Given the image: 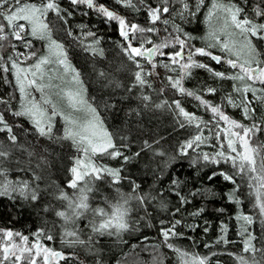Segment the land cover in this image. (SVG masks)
Segmentation results:
<instances>
[{
    "label": "trees",
    "instance_id": "obj_1",
    "mask_svg": "<svg viewBox=\"0 0 264 264\" xmlns=\"http://www.w3.org/2000/svg\"><path fill=\"white\" fill-rule=\"evenodd\" d=\"M95 1L133 24L151 26L154 33L145 40L153 46L174 42L180 47L178 41H185L184 58L192 53L194 64L184 68L166 57L150 62L134 55L120 34L118 20L87 4L20 0L21 5L41 8L49 2L56 5L44 12L51 40L62 45L119 155L97 160L106 172L89 185V210L78 217L72 209L68 212V201L75 199L69 183L78 153L66 136L64 117L47 111L53 119L46 121V134H41L32 119L17 115L32 102L24 103L21 96L13 67L16 53L27 50L21 45L26 42L34 53L32 60L39 61L47 41L31 35L30 29L22 33V42L17 41L14 29L0 19L7 36L0 41V151L5 153L0 156V239L10 231L31 242L38 240L63 252L65 264H126L128 259L131 264H184L193 257L204 259L205 264H241V257L248 264H264V211L260 207L264 187L253 180L247 166L244 172L238 171L239 160L234 167L218 155L221 151L228 156L236 153L228 147L233 137L227 126L212 112L215 107L229 120L253 128L255 134L249 136L253 147L264 144V84L232 79L242 75L239 65L248 59L222 50L221 44H232L227 38L219 36L218 44L210 36L213 16L209 21V12L214 0ZM223 2L241 9L239 20L248 15L253 24H264V0ZM159 5L169 11L151 24L149 11ZM258 10L262 14L257 15ZM249 37L262 67L264 39ZM141 43L147 44L135 42ZM196 49L210 55L197 54ZM212 56L221 59L217 62ZM47 92L44 87V97ZM29 99L46 106L45 99L36 94ZM197 135L201 140L185 147ZM205 154L209 159H204ZM262 157L264 149L256 156L257 170ZM64 195L69 199H63ZM114 205L127 210V228L95 230L93 225L101 217L94 216L92 209L103 208L110 214ZM61 212L68 218L61 217ZM168 229L175 235L170 233L165 240L162 230ZM246 245L255 251L245 252ZM182 253L187 255L182 257Z\"/></svg>",
    "mask_w": 264,
    "mask_h": 264
},
{
    "label": "snow or ice",
    "instance_id": "obj_2",
    "mask_svg": "<svg viewBox=\"0 0 264 264\" xmlns=\"http://www.w3.org/2000/svg\"><path fill=\"white\" fill-rule=\"evenodd\" d=\"M71 2L73 4H77V3H86L89 7H94L92 0H71ZM126 2H128V0H126ZM202 3V0H201ZM56 5L49 2L46 5L43 6V8L41 7H37L35 4H24L21 5L20 4V0H12V2H10V0H0V19L7 21V25L9 27H11L12 29H14V31L12 32V35L17 39V40H21L23 39L21 33L24 32L25 30V24H19L16 23L19 20H23L26 21L27 24L30 26V34L33 36H37L39 35V38L44 39L47 38L50 41L49 44V53L50 54H54L57 56L58 59V63L64 65L65 70H68V68L70 67L67 62H66V57L64 59H59V57L64 56L63 50H62V45H60L59 43H57L54 40H51V35L50 32L48 31V26L47 24L43 23L41 16L43 15L44 12H46L48 9H53L55 8ZM199 7V5L197 6ZM185 8H187V5H185ZM218 10H223L225 13L228 14V16L230 17V23L232 25L235 26L236 29H239L241 33H247L250 34L251 36H256L260 39H264V24L261 25H256L253 24L252 21L244 19V20H239L238 19V15L241 11L240 8H237L233 5L230 4H225L223 2V0H214L213 4H212V10L209 12V18H211L213 15H215V13ZM100 11L107 16L109 19H115L118 20L120 28H121V35L124 36L126 39L128 37V33L126 31H124L126 24L125 21L123 19H121L118 16H115L113 12L108 11L105 8H101ZM169 11L167 6H164L162 9L161 8H155V9H150L149 11V16L152 19L153 22H155L156 19L159 18V14L161 12L163 13H167ZM262 14L259 10L257 11V15ZM165 23H167V21H165ZM229 23V20L226 18L225 19V27H227ZM131 27V31L133 33H136L137 31L140 32H144V31H154V29H138V26L133 24L130 26ZM258 29L260 30L258 32ZM221 31H223V29H221ZM5 32V25L3 23H0V41H3L7 38V36L4 34ZM210 36L216 40V42L219 44L220 41L217 37V33L216 31H212L210 32ZM229 37L231 39V35L229 34ZM180 44V50H178L177 52H175L172 56L171 59L173 60V63L178 62L177 58H183V48H184V44L185 41L183 40H179L178 41ZM167 42L161 44L159 47L160 48H164L167 47ZM246 48H248L250 50V58L248 60H245V62L241 65H239L240 69H241V73L242 75H238V76H234L232 77V79H239V80H244L245 78H247L248 80L251 81H259L261 84H264V67H260V63L261 61L256 59V55H255V48L251 45V41L248 38V36H245V45ZM235 47L234 44L230 43H223L221 44V48L222 50L231 52L232 48ZM57 50V51H53V50ZM131 51L135 54V55H142L143 53L141 52L140 49L138 48H132ZM195 52L197 54L200 55H210V53L205 52L204 49H196ZM154 54V53H153ZM192 53L189 54V58H191ZM238 55V54H237ZM213 60H216L217 62L220 61V57L219 56H212ZM50 59L49 57H43L39 60V62L35 65V68L37 69V71L40 73L39 75V79H43L44 78V72L42 70V65L48 64L50 63ZM233 68L237 67V64L235 61L229 60L227 61ZM255 63L257 66L256 67H252L251 65ZM245 65H248L247 67ZM198 67H204V65H197ZM13 67H17V65L13 64ZM182 67L184 68H188L190 67L189 64H184L182 65ZM22 71H31V69L25 70V69H18V75H17V80L19 81V72ZM33 77H36V73L33 72L32 73ZM78 75V74H77ZM216 75L218 76H222V73H216ZM136 79L139 80L141 83H143L144 81L141 80V77L139 74H137ZM30 84L32 85H36L37 86V90L43 92L44 87H46L47 85H37V80L34 78L32 80L29 81ZM176 84H179V81L176 82ZM21 92H24V86L23 84H21L20 87ZM181 91H183V89H181ZM245 92L248 91L247 88L244 89ZM191 94V93H189ZM66 97L69 103V106L73 109H76L78 105H82L85 102L83 101V99L80 97L79 92L73 93V92H68L66 93ZM44 104L50 105L52 108V115L57 114V108L56 105L49 99H45L44 100ZM179 106V105H177ZM93 119L89 120L87 123L85 124H77L76 121L72 120L70 116H65L64 119L66 120V122L73 126L70 127L67 132H66V136H68L69 138H71L73 140L74 143H78V144H86L87 146L83 148V152L85 153V155H87V153L89 152V149L91 150V152L93 154L97 153V152H104L107 151V149L109 147H113L114 145L111 142V137L110 135L102 129V125H98V118L96 117L95 114V109H90ZM247 112V110H245ZM181 112H183V109H181ZM212 112L219 114L220 118L226 122H228L232 127L234 128H240L242 129V132H232L231 135L234 137H237L239 139V142L241 144L242 147V151H238L236 146H235V141L232 139L228 140V147L231 149L232 152L236 153V156H228L226 155L224 152H219L218 155L222 158H224V160L227 161H231L233 166H237V160H239V165H238V171L239 172H244L245 170V165L248 166L249 171L256 173L257 172V160H256V156L260 154L261 150L264 149V144H258L257 146L253 147L250 144V139L249 136L250 134L254 135V129L253 128H247L244 127L241 124L236 123L235 121H230L229 118L227 116H224L222 113L219 112V109L213 107L212 108ZM186 117H188L190 120L194 119V117H189L188 113H183ZM17 115H26L28 116L30 119L33 120L34 124L36 125L37 129L39 130V132L41 134H46L45 133V121H50L51 120V116H49L47 110L42 107L40 104H37L35 102H33L30 106H26L24 108V110L20 113H17ZM3 122V117L0 116V123ZM79 128V131H74L73 128ZM197 127H199V124H197ZM47 129L48 131L51 130V124L48 123L47 124ZM9 131H11V129H8ZM12 140H15V137H11ZM201 140V136L197 135L194 139V141H190L185 147H192V144L196 141H200ZM5 155L4 152L0 151V156ZM112 155H119V153H113ZM204 159L207 160L209 159V157L207 156V154H205ZM77 165L81 164L80 160H77ZM111 172V170H109ZM71 172L74 174V179H72L69 183V187L72 189H76L78 192V195L75 197V199L69 200V204L68 207L70 209H72V213L73 216H80L82 215L81 210L84 211H88L89 210V205L87 203L88 197H87V192L90 191V187L89 185L91 184V181H87L85 182L83 187H79L78 186V182L84 181L85 177H89L92 176L93 178H98V174H99V170L97 168H95L94 166H92L89 170L88 166H85V170L83 171H79L77 167H73L71 169ZM260 175H257L255 177H253L254 179H257L261 182V187H264V157L261 158V167H260ZM111 174L113 176H116L117 173L111 172ZM225 179H231V177L229 176H225ZM5 189H7L8 185L4 186ZM21 194H24L23 189H21ZM33 198H35V196L33 195ZM63 199L68 200L69 198L64 195L62 196ZM261 210L264 211V204H261ZM122 209V206H116V210L109 214L107 212H105V210L103 208H96V209H92L93 215L94 216H99L101 217V220L94 224L93 227L95 230H104V229H109V228H116L117 230H123L127 228V223L124 219V216L126 215L127 210L126 209ZM59 215L61 217H66V213L61 212L59 213ZM68 217H66L67 219ZM245 220H249L250 219L248 217H244ZM170 233L172 235H175L174 232H172L171 229L168 230H162V235L164 236L165 240H167L169 238ZM5 235L10 239L12 237V232H6ZM68 235H74V233L69 232ZM49 239H51V237H48ZM21 239H23L25 242H27V237H21ZM13 248L18 247L17 245H13ZM34 247L39 248V245H35ZM171 247V246H170ZM255 251L254 248H250L249 245H246L244 248L245 252L248 251ZM24 251H28L31 252L30 248H25L21 250V255L19 256H15V253H13L11 251L10 248L5 247L3 249L4 252V258L8 259V257L10 255L15 256V259L21 260L23 258V252ZM45 251L47 252V249H45ZM179 251V250H177ZM51 255L57 257V258H62L60 253L57 252H53L51 253ZM186 253H182L181 256H186ZM45 260L48 259L47 256L44 257ZM241 264H248V261L245 260L243 257L240 258ZM29 264H36L35 259H29ZM184 264H188L187 261L184 262ZM191 264H205L204 259H199L196 257L192 258ZM254 264H256V262H254Z\"/></svg>",
    "mask_w": 264,
    "mask_h": 264
},
{
    "label": "rangeland",
    "instance_id": "obj_3",
    "mask_svg": "<svg viewBox=\"0 0 264 264\" xmlns=\"http://www.w3.org/2000/svg\"><path fill=\"white\" fill-rule=\"evenodd\" d=\"M92 3H93L95 8L98 9L100 7H104L108 11H112L115 16H118V17H120L121 19H123L125 21L126 27H125L124 31H126L128 33V37H127V39L124 36H122V37L128 42V48H129L130 52H132L131 51L132 48H138L143 53L142 56L144 58L148 59L150 62H152L154 60L157 61L159 58H164V57L168 58L169 60H171L173 62V60L171 59V56L175 52L180 50L179 45L176 46V43L170 42V43H167L168 46L164 47V48H160L159 45L158 46L157 45L153 46L152 44H150L151 43L150 41L146 42V40H145L146 38H148L147 35L154 33L153 31H144V32L137 31L136 33H133L131 31V27H130L131 25H133V23H131V21L128 20V18L123 17L118 12H114L112 9H109L107 6H104V5L100 6L95 0H92ZM84 4L86 5V3H84ZM156 8H161L162 9L163 7L159 5ZM165 14L166 13L161 12L159 14V18L156 19L155 22L160 20L162 18V16L165 15ZM149 18H150V16H149ZM226 18L229 20V23H228L227 27H225V19ZM41 19H42L43 23H45V21H44V13L41 16ZM210 19L211 18H209V21H210ZM246 19H248V15L246 16ZM240 20H244V19H240ZM155 22H153L152 19L150 18V23L151 24L155 23ZM16 23L25 24L24 32H26V30L30 29V26L27 24L26 21L19 20ZM118 24H119V22H118ZM135 25H137V24H135ZM137 26H138V29H149L151 27V26L150 27H145V26H140V25H137ZM212 26H213V28H212L213 31L215 30L216 33H217V37L220 36L221 38H227L228 41H231L232 44L235 45V47H233L232 52L235 51L236 54L244 55L245 59H249L250 58V55L248 54V51H246V49H248V48H246L244 46L245 45V36H248V38H250L249 37L250 34L241 33L239 29H237V31H235V30L233 31L232 28H233L234 25H232L230 23V17L228 16L227 13H225L223 10H219L217 13H215V15H213V19H212ZM221 29H223V31H221ZM119 30H120V34H121L120 25H119ZM229 34L231 35V39L229 37ZM21 35H22V33H21ZM37 36H39V35H37ZM44 39L47 42L45 44L46 48H45L44 54L41 56V58L49 57L51 62L41 66L42 70L44 72V78L42 80L39 79L40 73L35 68V65L39 61L32 60L33 57H34V53L31 50V48L26 44V42H23V44L21 43V45L22 46L25 45V47H26L25 49H27V50L26 51H23V50L17 51V53H16L17 62H14L15 65H17V67H15L16 79H17V75H18V69H25V70L31 69V71L19 72V78L20 79H19V81L17 80L19 82V86L20 87H21V84H23V86H24V92L22 93L21 90H20L23 102L24 101L27 102L28 100H29V102H32V103L35 102L34 100L29 99V96L31 94H36L39 98L49 99L56 105L57 114H55V116L56 115H60V117L61 116L62 117L70 116L72 120L77 122V124H85L89 120L93 119V116H92V113H91L90 109H95V108L91 105V103L87 99L86 92H85L84 86L82 84V81H81L79 75H77L75 69L72 67V65L68 62L67 59H66V62L70 66L68 68V70H65L64 65L58 63L57 56L54 55V54H50L49 53L50 41L47 38H44ZM17 41L22 42L23 40L21 39V40H17ZM140 41H143V42H145L147 44H142L141 43L140 46L135 44V42H140ZM135 45H137V46H135ZM53 51L55 52L57 50L54 49ZM20 52H21V54H19ZM183 53H184V55L186 53L184 48H183ZM184 55H183L182 59L181 58H177L178 62H176L174 64H177V65H180V66H182L184 64H189L190 66H192L194 64V60L192 58H189L188 55H187L186 58H184ZM65 57H66V55L64 53V56L59 57V59H64ZM26 62L30 63V64H26ZM262 67H264V66H262ZM33 72L36 73V77H33V75H32ZM34 78L37 80V85H47L46 87L48 88V91H49V92H47L48 96L46 95V97H44L43 95L45 93H43L41 91H38L36 85H32V84L29 83V81L34 79ZM254 83H260V82L259 81H255ZM68 92H73V93L79 92L80 97L83 99V101L85 103L82 104V105H78L76 109L71 108L69 106V103H68V100H67V97H66V93H68ZM42 101L44 103V100H42ZM32 103H30V104H32ZM44 108L49 113L51 112L50 114H52V108H51L50 105L46 104V106ZM95 114H96V117L98 118V125H102V129L105 130L109 134L108 130L106 129L104 123L102 122V120H101V118H100V116H99V114H98V112L96 110H95ZM49 116L52 117V115H49ZM52 119H53V117L51 118V120ZM219 120L222 123H225V125L228 128V132H230V133H232V132H242V129L232 127L228 122L222 120L220 118V116H219ZM65 122H66V120H65ZM45 124H46V121H45ZM66 124H67L66 125L67 130L70 127H73V126L69 125L67 122H66ZM73 130L74 131H79V128H75L74 127ZM110 137H111V135H110ZM232 137H233V140H236V142H238V146H237V148H239L238 151H242L243 149L241 147L239 139L237 137H234V136H232ZM71 141L73 142L72 139H71ZM111 142L114 145L112 138H111ZM74 144L76 146L77 153H78L77 154L78 156H77V158L75 160V163H74L75 164L74 167H77L79 171H83V170H85V166H88L89 170H90V168L92 166H94L95 168H97L99 170L98 178L103 176L105 174L106 170L101 168L97 164V160H103V157L114 158L117 155H112V154L113 153H118V152H116L114 150V146H113V147H109L107 149V151L97 152L95 154H93L91 152V150L89 149V152L87 153V155H85V153L83 152V148L86 147L87 145L86 144H78V143H74ZM251 146H252V144H251ZM77 160L81 161L80 165H77V163H76ZM256 160H257V158H256ZM245 166H247V165H245ZM259 171H260V168L257 170V175H258ZM251 173H252L251 175L253 177L257 176L255 173H253V172H251ZM73 179H74V174H73ZM89 180L91 181V183L92 182L94 183L96 181V178H93L92 176L85 177L84 181L78 182V186L79 187H83L85 182H87ZM253 180L256 181L257 179H253ZM70 191L74 194V198L78 195V192H77L76 189L70 188ZM68 204H69V201H68L67 205ZM68 209L69 210H67V211L69 212L70 208L68 207ZM115 210H116V206L114 205V206H112V208L110 210V214L113 213ZM81 212H84V210H81ZM69 222H71V220ZM116 230H117L116 228L112 227V228L104 229V230H100V231L101 232L102 231L103 232H108V231L110 232V231H116ZM6 232H9V231H5L4 233H2L1 239H0V263L9 262V263H14V264H29V259H35L36 264H62L63 261L65 259H67L66 258L67 256L65 254L63 255V257L61 259H57V257L51 255V253L56 252V251H52L50 249L47 250V252L43 251L42 249L38 250L37 247H34L35 245H39V246L41 245V247H45V245H42V243L40 241H38V240H34V241L31 242L27 238V242H25L23 239H21V237H24V236H22L21 234L15 233V232H12L13 235L9 239L5 235ZM13 245H17L18 247L13 248L12 247ZM5 247L10 248L11 251L13 253H15V256L21 255V250L25 249V248H30L31 252L24 251L23 252V258L21 260H18V261L15 259V256H13V255H10L8 257V259H5L4 258V252H3V249ZM58 252L59 251H57V253ZM45 256L48 257L47 260L44 259ZM126 264H131V259L126 260ZM188 264H191V261H189Z\"/></svg>",
    "mask_w": 264,
    "mask_h": 264
},
{
    "label": "flooded vegetation",
    "instance_id": "obj_4",
    "mask_svg": "<svg viewBox=\"0 0 264 264\" xmlns=\"http://www.w3.org/2000/svg\"><path fill=\"white\" fill-rule=\"evenodd\" d=\"M101 8H104V7H100V8H98V10L100 11V9ZM101 12V11H100ZM38 250L39 249H42L43 251H45V249H47V250H52V251H55V250H53L51 247H49V246H45V247H41V245L39 246V248H37ZM57 252V251H56ZM58 253H60L61 254V256L63 257V255H64V253L63 252H58ZM50 258V257H49ZM67 258V257H66ZM57 259H61V258H57ZM67 259H65L64 261H63V263L62 264H65V261H66Z\"/></svg>",
    "mask_w": 264,
    "mask_h": 264
},
{
    "label": "bare ground",
    "instance_id": "obj_5",
    "mask_svg": "<svg viewBox=\"0 0 264 264\" xmlns=\"http://www.w3.org/2000/svg\"><path fill=\"white\" fill-rule=\"evenodd\" d=\"M117 14V13H116Z\"/></svg>",
    "mask_w": 264,
    "mask_h": 264
}]
</instances>
